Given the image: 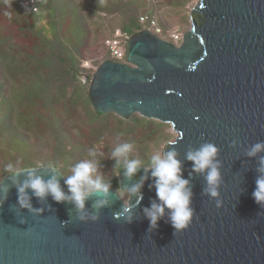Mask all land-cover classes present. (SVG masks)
<instances>
[{"label": "water", "instance_id": "water-1", "mask_svg": "<svg viewBox=\"0 0 264 264\" xmlns=\"http://www.w3.org/2000/svg\"><path fill=\"white\" fill-rule=\"evenodd\" d=\"M83 81L97 111L171 125L177 143L163 152L176 151L190 181L192 222L174 235L166 209L149 230L144 209L160 202L152 166L140 164L132 177L119 171L124 191L146 177L138 204V194L124 200L110 187L108 205L94 208L92 196L83 211L31 189L32 208L21 207L17 185L29 171L45 180L55 175L69 193L57 166L25 167L15 182L12 174L0 181V264H264V206L252 196L264 151L248 155L264 142V0H197L179 43L143 28L129 37L123 61L107 59ZM205 143L218 147L215 198L204 192L206 172L187 159ZM125 201L135 205L132 222L115 218Z\"/></svg>", "mask_w": 264, "mask_h": 264}, {"label": "trees", "instance_id": "trees-1", "mask_svg": "<svg viewBox=\"0 0 264 264\" xmlns=\"http://www.w3.org/2000/svg\"><path fill=\"white\" fill-rule=\"evenodd\" d=\"M187 1L40 0L33 11L22 0H0V155L5 158L0 181L11 174L5 170L8 163L13 172L38 165L30 148L36 145L35 137L42 140L46 135L47 125L56 141L43 163L57 166L66 179L76 164L96 159L98 171L110 177L103 176L105 182L121 193L118 174L124 158L117 165L111 154L125 142L134 144L128 159L152 166L151 145L169 139L168 124L138 113L126 119L97 111L87 96L82 61L93 43H105L113 19L119 21L112 29L119 28L129 38L143 28L154 31L151 19L157 20L161 5L170 13ZM173 14H165L166 22L157 20L162 29L157 35L172 41L166 29ZM142 16L147 19L141 21ZM107 59L124 60L112 56L106 46L98 65ZM94 146L103 155L88 156Z\"/></svg>", "mask_w": 264, "mask_h": 264}, {"label": "clouds", "instance_id": "clouds-1", "mask_svg": "<svg viewBox=\"0 0 264 264\" xmlns=\"http://www.w3.org/2000/svg\"><path fill=\"white\" fill-rule=\"evenodd\" d=\"M169 144L177 143L176 140H169ZM134 148L131 142H125L117 145L112 151V157L117 158V165L120 164L121 157L124 158V175L132 177L141 164L139 159H128V154ZM264 151V142H258L249 150V156H255L258 152ZM103 155L98 152L94 146L88 149V156L96 157ZM218 155V147L213 143H205L195 151L187 153V159L194 162V169L196 172L205 173L206 187L205 194L211 197H218V187L221 181V173L219 170V161L216 159ZM177 153L173 150L157 152L151 155L152 173L155 177L156 197L159 203L153 202L150 207L144 209L145 214L149 220V230L158 227L159 220L165 215L166 209L170 223L174 228V235L181 230L186 229L194 217L195 210L191 207L192 190L188 187L190 181L182 176L181 162L176 158ZM51 164V162H48ZM39 164V162H38ZM99 161L96 159H86L72 169L71 175L67 177L65 183L68 185L69 193H65L62 189L59 179L54 175L50 179L45 180L38 176L33 171H29L27 178L22 183L17 185L18 202L23 208H32L30 203V196L27 192L31 189V195L38 198H45L51 195L57 202H64L70 200L74 203L77 210L83 211L86 206V201L92 196L97 197L93 207L100 209L109 204L110 182H105L102 174L98 171ZM5 170L12 174L15 182V172H13V165L8 163ZM261 175L257 176L256 188L252 196L255 201L264 206V157H261L260 167L257 169ZM118 174V173H117ZM146 179L143 177L140 183L130 186L126 191L130 194L137 195V204L143 199L140 189L142 181ZM221 201L217 200V207ZM134 204L125 201L123 209L120 213L115 214V218L119 219L121 216H126L128 222H132V209ZM98 215H93L92 219H98ZM81 219H84L81 216Z\"/></svg>", "mask_w": 264, "mask_h": 264}, {"label": "rangeland", "instance_id": "rangeland-1", "mask_svg": "<svg viewBox=\"0 0 264 264\" xmlns=\"http://www.w3.org/2000/svg\"><path fill=\"white\" fill-rule=\"evenodd\" d=\"M161 1L165 2L166 0H161ZM171 1H175V0H171ZM196 1L197 0H188L186 3L183 4V6H181L180 10L176 9L174 11H170V13L168 11L169 8L167 7V5L163 4V5H161V9H159L157 11V14L155 17L157 18L158 21L163 20L164 22H166L167 19L165 17V14L167 16V14H173V12H174L173 17L170 18V21L168 22L169 26L166 29V31L171 32V34L172 33H181L183 36V34L190 27V18H189L190 17V11H191V8L196 3ZM157 2H158V0H157ZM163 11H165V14ZM109 18H112V17H109ZM118 21H119V19H117V18L113 19L111 22L107 21L110 24V27L106 33V37L110 36L115 30L119 29V28L112 29L113 26H111V25H115L116 23H118ZM104 42H105V40H104ZM105 54H106V46L102 40H99L96 43H93L92 46L90 47V50L86 52V57L82 61V66H84L87 69V70L83 71L82 73L88 74L91 77L93 75V73L95 72V70L97 69V67L99 66L97 62L99 60H101ZM87 88H88V85H87ZM47 128H48V132L47 131L44 132V133H46V135L43 137V139L39 140V138L35 137L33 139V142H36V145L32 144V148H30L32 154L34 155L35 160L37 161V163L39 162L38 165H45L43 163V158H46V156L49 155V153L51 152V147L53 146V142L56 141L52 137L51 126L47 125ZM165 132L170 134L169 139L161 142L160 146H155L154 144H152L151 145V154H155L157 152L163 154L164 145L169 140H173L174 137L176 136V133L172 129L170 124H168V126L165 127ZM5 136H8V135L6 134ZM40 141H42V142H40ZM4 161H5V158L3 157V155H0V169H1V164ZM102 176H106V174H102ZM106 177H108V179L110 178L109 175ZM120 194L124 198V200H127L129 198V193L127 191L121 190Z\"/></svg>", "mask_w": 264, "mask_h": 264}, {"label": "built area", "instance_id": "built-area-1", "mask_svg": "<svg viewBox=\"0 0 264 264\" xmlns=\"http://www.w3.org/2000/svg\"><path fill=\"white\" fill-rule=\"evenodd\" d=\"M22 1L25 6L29 7L33 11H37L39 9L38 4L40 0H22ZM146 19L147 17L145 16L141 17V21H145ZM151 26L153 27L154 31L153 30L152 31L155 34L162 32V29L158 25L156 19H151ZM171 37L173 38V42L179 43L182 38V34L172 33ZM128 39H129L128 35L118 29L106 39L105 44L108 48V51L111 53L112 56L118 59H124L125 47H126Z\"/></svg>", "mask_w": 264, "mask_h": 264}]
</instances>
